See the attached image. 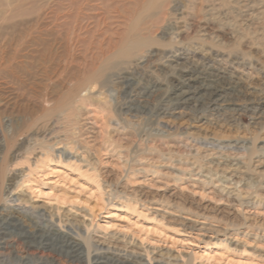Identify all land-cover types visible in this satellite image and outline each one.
I'll use <instances>...</instances> for the list:
<instances>
[{"label":"rangeland","instance_id":"rangeland-1","mask_svg":"<svg viewBox=\"0 0 264 264\" xmlns=\"http://www.w3.org/2000/svg\"><path fill=\"white\" fill-rule=\"evenodd\" d=\"M104 1L24 0L0 18L1 206L89 236L94 253L264 264V0ZM150 6L149 41L99 70L82 110L34 123ZM199 75L219 77L227 105L170 103ZM20 244L14 257L37 254Z\"/></svg>","mask_w":264,"mask_h":264},{"label":"bare ground","instance_id":"bare-ground-1","mask_svg":"<svg viewBox=\"0 0 264 264\" xmlns=\"http://www.w3.org/2000/svg\"><path fill=\"white\" fill-rule=\"evenodd\" d=\"M20 1L23 2L24 0H0V18L22 14L19 12L20 5L17 4ZM85 1L87 3H82V6L92 4L94 2L99 4V2H103L104 0ZM155 3L157 4V2L154 1L150 5L153 6ZM92 6L98 7V5L94 4ZM152 6L149 8L150 10L146 9V11L141 14H137L138 12L136 9L133 10L137 12L135 13L136 15L130 12L124 23L127 27L126 30H128L129 37L124 38L121 44H118V46L115 47V52L113 51L114 53L112 52L107 57L101 56L103 59L101 60L98 68L96 67V70L93 68L87 76H84L83 79L81 78V82L77 79L78 81L73 84V87L68 92L65 100L59 101L48 109L47 100H45V109L40 115L33 119L34 123H41L43 124L42 127H47V118H50L51 121L56 120L53 122H57V120H67L74 112L81 111L82 109H79L77 104H85V102L88 101L91 89L88 83L96 77V75L100 72L99 70L102 68L106 69L107 66H111V62L121 57L129 56L132 51L147 44L149 38L145 37V35L150 34L153 28L156 27L155 15L150 12ZM217 78L199 75L194 78L191 77L189 79L179 81L176 86V92L170 98V103L177 107L187 106L194 102L207 104V106L227 105V89L218 85L219 77L217 76ZM83 93L84 95L82 96ZM132 93L134 94L131 98L134 99V97H136V88H133ZM6 165V160L0 157V264L61 263L57 262L55 259H47L44 254L48 252L52 253L56 257L64 259L67 264H145L141 260V256L129 253L122 254L112 251L94 253L92 246L90 245L89 236L86 241H81L76 238L78 236L75 235L76 233L73 234L71 232H64L60 226H54L53 219L47 218L45 214H38L39 220L34 215L31 218L26 216L27 218L20 219L17 217L18 215H16L17 210L12 207L7 208L4 205L1 206L2 199H4V186L9 184L6 176ZM45 222L47 223L46 226L44 225ZM18 242L22 245V249L24 250L23 254L28 253L27 251H36L37 254L34 256H27V254L26 256L17 255L14 257L13 248L16 247L14 245ZM40 253L43 254L39 257L38 255ZM145 258L149 262L148 264H153L154 259L151 258L149 252L146 253ZM156 264L161 263L156 262Z\"/></svg>","mask_w":264,"mask_h":264}]
</instances>
